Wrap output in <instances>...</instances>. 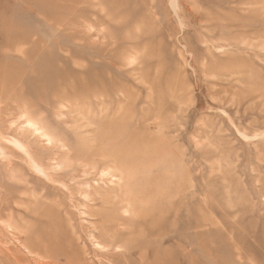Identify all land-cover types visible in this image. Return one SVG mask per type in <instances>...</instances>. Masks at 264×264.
<instances>
[{"label": "rangeland", "instance_id": "374dc122", "mask_svg": "<svg viewBox=\"0 0 264 264\" xmlns=\"http://www.w3.org/2000/svg\"><path fill=\"white\" fill-rule=\"evenodd\" d=\"M0 264H264V0H0Z\"/></svg>", "mask_w": 264, "mask_h": 264}, {"label": "bare ground", "instance_id": "6f19581e", "mask_svg": "<svg viewBox=\"0 0 264 264\" xmlns=\"http://www.w3.org/2000/svg\"><path fill=\"white\" fill-rule=\"evenodd\" d=\"M108 167V166H107ZM110 168V167H109ZM111 169V168H110ZM110 169H107L108 171L110 170ZM105 172V171H104ZM102 173H103V171H102ZM112 173V172H111ZM110 173V175H113V174H111ZM104 175V174H103ZM108 176V175H107ZM128 176V175H127ZM127 176H126V178H127ZM127 180V179H126ZM127 184V183H126ZM109 187V186H108ZM125 188V187H124ZM107 189V188H106ZM120 191V190H119ZM126 209V208H125Z\"/></svg>", "mask_w": 264, "mask_h": 264}]
</instances>
